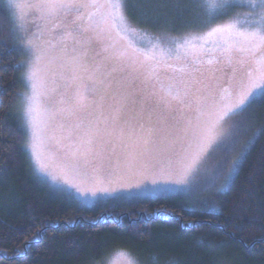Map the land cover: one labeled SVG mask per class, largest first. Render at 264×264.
<instances>
[{"label":"snow or ice","instance_id":"6c2138e0","mask_svg":"<svg viewBox=\"0 0 264 264\" xmlns=\"http://www.w3.org/2000/svg\"><path fill=\"white\" fill-rule=\"evenodd\" d=\"M127 2L30 0L24 5L37 15L43 25L40 33L27 41L34 55L28 73L31 95L26 105L33 154L39 163L37 147L42 141L44 117L49 112L41 102V97L45 95L41 91L44 85L41 73L45 69L40 65L48 50L52 49L56 50V54L49 64H56L65 93L59 101L61 107L53 111L49 118L61 113L74 115L83 108L89 100L90 83L111 88L113 83L119 85L131 78L132 86L143 96L144 103H152L167 114L163 121L170 129L160 140V147L156 148L153 139L155 130L148 128L145 131L143 125L141 135L129 133L127 140L123 130L115 133L106 127L100 128L98 124L90 125L83 131L79 125L74 129H65L61 125L68 132L66 138L69 140L65 166L77 173L85 169L82 174L87 178L86 169L91 165L94 173L91 179L95 184H103L105 181L101 173L104 161L111 163L115 156L116 168L108 179V183H112V177L123 179L124 174L134 173L137 168L143 169L146 166L145 158L154 150L167 159L170 170L181 175L182 178L174 182L182 184L195 170L202 155L222 135L221 122L229 114L246 111L256 99V90L264 96V0H209L207 17L211 20L227 18L236 8L248 7L249 11L242 16L226 19L207 32V36L218 37V41L207 52L209 58L200 61L201 65L206 63L210 66L207 74L202 67L197 66V57L192 62L185 60L173 69L171 76L164 79L157 71L158 62L153 63L155 56L141 50L128 39L137 33L128 23ZM45 34L50 39L45 40ZM36 39L40 40L39 44L34 42ZM188 44V40L178 44L177 51ZM171 51L168 50V53ZM168 53L160 50L161 56ZM176 58L180 59L179 56ZM221 64L230 70V80L239 88L235 95L216 76V71L220 69L211 67ZM56 75L54 71L53 77ZM117 75L120 80H117ZM69 92L71 94L67 95ZM225 99L227 103L223 102ZM127 102L128 96L123 91L113 96L111 118L114 121L120 119ZM169 136L172 137L170 140ZM117 145L121 149L120 153L116 152ZM149 145H153V149ZM86 190L92 191L91 188ZM96 190L115 191L114 188L105 187ZM123 259V253L119 254L117 260Z\"/></svg>","mask_w":264,"mask_h":264},{"label":"trees","instance_id":"16d2710c","mask_svg":"<svg viewBox=\"0 0 264 264\" xmlns=\"http://www.w3.org/2000/svg\"><path fill=\"white\" fill-rule=\"evenodd\" d=\"M128 0V22L179 37L240 16L211 20L205 0ZM178 5L179 7H175ZM18 57L0 3V264H102L128 250L139 264H264V96L256 99L257 135L215 208L189 209L172 198L83 208L38 182L15 113Z\"/></svg>","mask_w":264,"mask_h":264},{"label":"rangeland","instance_id":"374dc122","mask_svg":"<svg viewBox=\"0 0 264 264\" xmlns=\"http://www.w3.org/2000/svg\"><path fill=\"white\" fill-rule=\"evenodd\" d=\"M30 0H0V3L7 10L8 18L12 29V40L18 57L19 76L21 82V93L15 105V113L21 124L23 132V148L28 158L31 171L38 182L45 185L52 192L66 197L76 205L83 208L112 207L114 205L129 204L142 199L172 198L189 209L210 210V206L215 208V197L218 193L224 192L237 171L238 165L257 135V107L255 102L247 107L241 114H229L220 125L222 135L220 138L202 155L195 170L187 177L185 183L177 184L174 181L181 179V175L169 169L167 159L156 154L145 158V167L137 168L134 173L124 174L123 179L112 177V183H108L109 174L116 168L115 156L111 163L104 161L103 184H95L91 177L94 175L92 166L86 169L88 177L82 173L73 172L65 166V155L68 150L69 140L66 138L68 132L65 129L80 126V130H86L90 125H99L100 128H108L109 131L125 133L127 140L129 133L136 136L141 135V125L144 130L152 128L155 130L153 139L156 141L155 147H160V140L170 131L164 124L161 109L154 104H145L143 96L132 86L131 78L122 81L121 84L113 83L111 88L100 84H89L88 103L80 108L74 115L61 113L54 118H49L51 113L60 108L59 101L65 93L63 81L60 80L56 64H49L51 58L56 54V50L49 49L41 61V68L45 69L41 73L44 85L41 89L45 93L41 97V102L49 110L44 117V132L42 141L37 147L40 155L39 163L32 149V131L29 118L26 115L27 98L31 95V81L28 73L33 62V49L27 41L33 38L34 34H39L43 26L37 15L30 9L24 7ZM209 7V0H205ZM19 5V7L17 6ZM249 11L248 7H243L242 16ZM129 23V22H128ZM223 23V22H222ZM219 23V24H222ZM217 24V25H219ZM130 25V24H129ZM215 25V26H217ZM212 26V27H215ZM137 35L130 36L128 39L134 42L141 50L149 51L150 55L155 56L158 62L157 71L162 79L171 76L173 69L185 60L192 62L196 59L197 66L202 67L206 74L210 67L206 63L200 64L201 60L206 61L209 57L207 52L218 41L216 36H207V32L212 27L191 33L184 36L173 37L166 35H153L135 29ZM45 40L50 37L45 34ZM189 41L186 47L177 51V45ZM39 44L40 40L36 39ZM44 47H47L46 45ZM165 53L172 50L168 55L161 56L160 50ZM179 56L180 59L176 57ZM171 65L172 67H168ZM220 69L216 71V76L230 93L235 95L239 90L237 85H233L230 80V70L223 64L211 66ZM57 72L55 78L53 72ZM227 73V75L225 74ZM55 80V82H54ZM117 80L120 76L117 75ZM55 89V91H53ZM118 91H123L128 96L127 105L123 108L120 119L114 121L112 116L113 96ZM69 92L67 95H70ZM67 95L64 96L67 99ZM259 90H256L258 99ZM255 99V100H256ZM227 103L225 99L223 101ZM171 124V120L168 121ZM172 137L169 136L170 140ZM153 145H149L153 149ZM116 152L120 153L119 145ZM154 157V158H153ZM43 165V169L41 168ZM123 170V160H121V171ZM123 185V186H122ZM114 188L115 191H98L97 188ZM91 188L92 191L86 189ZM79 189V190H78ZM93 192L95 194H93ZM120 251L109 254L102 264H123V260H117Z\"/></svg>","mask_w":264,"mask_h":264},{"label":"clouds","instance_id":"9594fccd","mask_svg":"<svg viewBox=\"0 0 264 264\" xmlns=\"http://www.w3.org/2000/svg\"><path fill=\"white\" fill-rule=\"evenodd\" d=\"M120 253H123L124 255L123 264H139L138 260L130 251L120 250Z\"/></svg>","mask_w":264,"mask_h":264}]
</instances>
